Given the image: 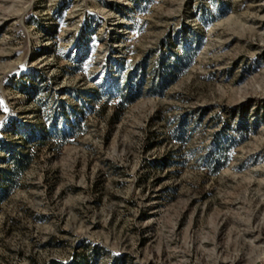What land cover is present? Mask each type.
Instances as JSON below:
<instances>
[{
	"label": "rangeland",
	"instance_id": "374dc122",
	"mask_svg": "<svg viewBox=\"0 0 264 264\" xmlns=\"http://www.w3.org/2000/svg\"><path fill=\"white\" fill-rule=\"evenodd\" d=\"M0 264H264V0H0Z\"/></svg>",
	"mask_w": 264,
	"mask_h": 264
},
{
	"label": "trees",
	"instance_id": "16d2710c",
	"mask_svg": "<svg viewBox=\"0 0 264 264\" xmlns=\"http://www.w3.org/2000/svg\"><path fill=\"white\" fill-rule=\"evenodd\" d=\"M29 156H22V158L15 159L14 157L11 158V164L14 168V171L22 172L28 165L29 163ZM218 170V168H216Z\"/></svg>",
	"mask_w": 264,
	"mask_h": 264
}]
</instances>
